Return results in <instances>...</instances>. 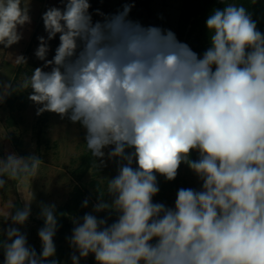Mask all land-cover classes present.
<instances>
[{
    "label": "clouds",
    "instance_id": "1",
    "mask_svg": "<svg viewBox=\"0 0 264 264\" xmlns=\"http://www.w3.org/2000/svg\"><path fill=\"white\" fill-rule=\"evenodd\" d=\"M221 2L206 19L209 47L200 56L173 31L130 19L133 3L114 14L97 10L102 19L93 21L90 0H60L63 7L42 15L47 37H38L34 53L42 67L16 84L0 80V103L30 89L37 115L79 123L92 157L117 162L92 210L72 218V264L90 254L96 264H264V33L244 6ZM29 11L30 0H0V51L23 38ZM42 163L34 155L0 158V190L14 181L28 193L22 208L7 204L4 264H57L49 259L54 204L40 206L39 255L17 227L31 215L28 185ZM182 163L201 189H178L174 207L154 203L157 175L173 181ZM101 212L116 220L108 224Z\"/></svg>",
    "mask_w": 264,
    "mask_h": 264
},
{
    "label": "rangeland",
    "instance_id": "2",
    "mask_svg": "<svg viewBox=\"0 0 264 264\" xmlns=\"http://www.w3.org/2000/svg\"><path fill=\"white\" fill-rule=\"evenodd\" d=\"M125 3L134 4L129 14L133 21H138L144 26H158L175 33L182 0H90L89 11L93 21L101 20L102 17L96 14L97 10L106 15L114 14L122 9ZM49 7L63 5L60 0H30L31 24L19 29L23 33V38L11 48L0 51V80L16 84L24 74H31L36 67H42L43 62L38 60L34 53L39 45L38 37H47L42 15ZM186 44L190 46L189 43ZM49 45L47 59H52L59 45V34L49 41ZM10 54L13 57L23 55L27 58V64H15ZM16 76L18 77L15 78ZM30 91L29 89L13 93L5 102L0 103V158L15 153L25 157L39 156L43 161L39 177L28 185L29 192L32 191L34 194L31 215L25 225L17 226L26 234L28 246L34 248L39 255L41 241L38 230L43 227L40 218L41 204H54L57 207L65 203L76 184L84 185L95 203L99 194L97 189L102 190L106 184L103 178L110 179L117 175V162L108 160L106 156L105 163L101 165L97 158L92 157L85 145V129L79 123L73 124L67 118L61 119L59 115L51 112L37 115V106L28 99ZM109 150L105 149V152ZM88 164V170L83 173ZM183 165L182 176L187 181L186 188L200 190L201 182L196 174L186 164ZM157 181L160 191L153 197V202L174 207L176 192L163 190L165 179L160 175H157ZM183 183L184 179L178 184L179 189ZM27 195L28 193L19 192L14 181H9L5 189L0 190V229L11 225L10 220L8 222L3 220L4 213L9 211L8 202L12 201L16 207L22 208L24 205L22 196ZM98 216L106 218L109 222L115 214L101 212ZM54 244L56 253L49 259H55L57 264H72L71 255L74 249L69 241L61 243L54 240ZM80 264H96L94 255L81 258Z\"/></svg>",
    "mask_w": 264,
    "mask_h": 264
},
{
    "label": "trees",
    "instance_id": "3",
    "mask_svg": "<svg viewBox=\"0 0 264 264\" xmlns=\"http://www.w3.org/2000/svg\"><path fill=\"white\" fill-rule=\"evenodd\" d=\"M229 3H237L244 6L251 18L256 22L257 30L264 33V0H227ZM224 4L221 0H182L179 17L177 20V28L175 34L179 41L189 43L191 49L198 55H203L209 47V33L206 28V19L214 8H222ZM16 76L15 78H17ZM198 152L193 150L191 159H198ZM183 163L178 169L176 178L173 181H167L163 185V190L168 192H176L178 184L184 179L183 186L186 188L187 181L182 176ZM89 164L83 169V173L88 170ZM175 193V199H176ZM89 191L84 185L76 184L70 193L68 200L56 207V215L58 217V228L54 240L61 243L68 242L72 229L74 227L72 218L82 217L86 212H90L93 199L89 195ZM89 199V206L82 207L85 199ZM43 220L41 225L43 226ZM0 239H4L3 233L0 231ZM0 264H4L3 249L0 248Z\"/></svg>",
    "mask_w": 264,
    "mask_h": 264
},
{
    "label": "water",
    "instance_id": "4",
    "mask_svg": "<svg viewBox=\"0 0 264 264\" xmlns=\"http://www.w3.org/2000/svg\"><path fill=\"white\" fill-rule=\"evenodd\" d=\"M116 220V215L111 217L108 224H111L112 222H114Z\"/></svg>",
    "mask_w": 264,
    "mask_h": 264
}]
</instances>
